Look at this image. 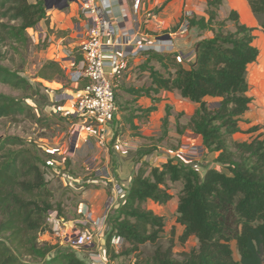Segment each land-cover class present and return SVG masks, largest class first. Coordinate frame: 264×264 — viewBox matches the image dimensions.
<instances>
[{
	"label": "trees",
	"instance_id": "1",
	"mask_svg": "<svg viewBox=\"0 0 264 264\" xmlns=\"http://www.w3.org/2000/svg\"><path fill=\"white\" fill-rule=\"evenodd\" d=\"M245 1L257 18L264 19V0ZM222 3L207 0V16L192 15L191 27L224 26L225 20H217ZM43 20L49 23L46 0H0V84L21 92L32 88L21 68L3 64L9 52L3 49H13L26 61L31 46L28 29L38 28ZM228 20L235 31H217L211 38L196 41L188 66L177 52L145 51L149 59L141 68L152 83L132 90L136 96L151 97L154 103L160 100L154 94L178 91L197 104L188 127L202 137L207 154H216L215 162L222 169L209 167L201 174L196 167L173 159L154 167L143 163L109 225L107 253L113 249L115 236L129 244L125 250L129 254L145 243H156L164 218L144 205L148 200L167 204L172 199L166 185L170 180L183 183L177 207V222L184 228L180 241L195 237L198 247L179 259L171 247L158 246L144 264H264V138L233 140L241 132L240 122L253 100L248 67L258 60L260 48L254 44V29L241 22L237 10H231ZM151 60L163 71L150 66ZM65 75L59 62L46 60L36 77L54 81ZM25 109L21 100L0 92V118L20 116ZM154 110V104L140 109V117H148ZM163 122L166 128L167 119ZM18 141L0 138V264H89L73 251L55 250V245L39 240L41 230H47L48 211L56 209L61 215L60 208L47 188L39 150L26 145L14 150ZM232 241L237 244L238 261L233 257Z\"/></svg>",
	"mask_w": 264,
	"mask_h": 264
},
{
	"label": "rangeland",
	"instance_id": "2",
	"mask_svg": "<svg viewBox=\"0 0 264 264\" xmlns=\"http://www.w3.org/2000/svg\"><path fill=\"white\" fill-rule=\"evenodd\" d=\"M165 1L166 0H144V8L141 10V17L144 19L149 18L147 12L150 11L154 14L155 10H158ZM30 2H36V0H30ZM156 2H158V4L155 5ZM56 3L57 2H54V4ZM246 3L245 0H223L218 11L219 16L217 20H225V25L220 27L216 23L213 24L211 28L202 30L192 28L185 37L179 38L175 36V46L171 52H177L179 54V60H181L185 66H188L190 64V55H188V53L191 51L196 41L203 38H211L214 32L217 31H221L223 34L228 31H235L234 23L228 20L232 9H236L238 13L240 12L241 18L248 22L246 25L254 29V44L260 48L264 40V27L262 26L264 19L257 18L253 13V16L252 14L250 15L249 13L252 11L248 3L247 5ZM74 5L73 2H70L68 9L73 10L75 7ZM192 8L194 10L192 15L198 17L207 16V0H196L195 6ZM184 9L175 22V30L178 24L183 20ZM63 11L65 14L69 13L67 9ZM62 17H64V15H62ZM241 22L244 23L243 20H241ZM73 23L75 25L76 21H73ZM173 30L174 28L172 27L168 32ZM38 31H40V29ZM45 33L46 37L45 34L40 36L39 32L37 35L35 30L33 32L31 28L28 29L31 46L26 56V61L22 59L19 54L15 53L13 49H3V51H9L5 56L6 60L3 61V64L13 68H21V74L31 82L32 88L27 92H21L0 84L1 93L18 98L22 101V104L26 106L25 113L20 116L0 118V138L14 137L19 139V144L12 147L14 150L23 148V145L35 147L39 150L44 163V165H41V168L45 174L47 188L53 192V202L60 208V213L64 221L61 225L64 230L71 232L74 230H81L85 227L83 223L78 222V220H81V217H83L84 223H86V218L81 213L82 209H88L92 212V207L89 203L91 201V195H88L90 190L103 189L104 186L105 188H110L112 182L107 180L106 182H102L100 179H97V177L95 178L94 174H90L89 171L85 170L86 167L83 163L88 155H92L96 143L94 138L84 142V134H82V136L79 137V144L76 146L72 144L71 140L75 135L74 131L80 124V118L73 114L78 99L79 88L71 82L67 73H65V77L57 78L54 81H47L36 77L42 63L46 60L44 50L57 41L61 34L53 30L50 32V35H47L49 33L46 30ZM71 33L69 29L65 32L64 36L70 35ZM148 33L151 37H156L161 32L151 31ZM199 37L201 38L199 39ZM72 39L74 38L69 36L68 40L64 41L65 45H69ZM149 41H151V39H149ZM152 51L158 52L156 50ZM142 53L147 55L145 52ZM147 59H149V55L142 58L144 61ZM152 64L156 69L163 71L156 62L154 63L153 61ZM128 65L130 64L128 63ZM133 67L135 68V65ZM131 73V81H134V84L138 85L139 88H141L142 84L143 88L147 86L149 83L147 74L137 69H134ZM247 77L250 85L249 95L253 100L249 110L243 115L242 121L240 122V124L242 123L243 129L233 138V140L237 142L251 141L259 136L264 138V54L261 55V50L258 60L249 65ZM114 87L116 94H118L119 88L116 84H114ZM177 93L179 94L178 91H175V105H166L164 108L166 113L165 118L167 119L166 128L163 122L164 119H162L159 128H154L149 119H144L140 121L141 125H139V127L141 130H138V132L129 129L125 124H120L114 129V134L113 132L109 134L108 141L113 144V139L115 141L116 138H120L122 144H129V142H132L129 146L130 148L126 147L129 149L128 151L131 152L132 155L140 157L147 156L145 162H148L151 167L161 166L168 160L173 159L175 163L178 162L187 164L193 168L196 167L201 174H204L206 169L210 166L214 167L217 165V168L222 169L219 164L214 162V154L209 156V154L206 153L203 159H193L192 161H186L179 156V150L182 144L200 143L201 141L200 137L194 134L188 127L190 119L188 112L191 111V108L186 104L188 101L182 99ZM117 96L116 116L117 122L120 121L121 123L123 122L122 111L128 108L135 109L138 107V104L127 102L125 95L122 94H119L120 97L118 101ZM208 101L213 102L214 99L208 98ZM173 103L174 102H172V104ZM153 104L155 105L154 102ZM178 106H180V108H177ZM113 126L115 128L116 124H113ZM256 126L258 128L256 131L251 132L249 130ZM133 134L141 138L139 143L132 141L131 137H133ZM166 185L169 193L172 195V199L167 204L160 205L148 200L144 205L164 218L163 230L156 243H145L140 246L137 252H132L130 254L126 253L125 250L129 248V244L124 241L120 249L116 250L113 248L110 253H107L106 242L109 233V225H111L112 219L116 216L119 206L109 215L107 222L104 223V229L97 235L98 237L93 247L73 246L71 244L62 243L61 238L55 235L51 227L47 230H41L39 233V240L55 245V250L73 251L89 264L94 262L93 259L99 260L100 254L105 257V262L107 264H144L145 259L149 258L158 246H161L163 249L171 247L175 258L180 259L184 254L198 247V240L195 237H190L185 243H181L180 236L184 228L177 222V207L179 201L178 196L182 190L183 183L182 181L175 182L167 180ZM111 192L109 190L108 193H106L105 199L101 201V204L97 202L102 208L100 216L104 210L103 203H105L106 198ZM69 220L73 222H68ZM46 221L47 224L48 214ZM67 222L68 224H66ZM231 248L233 250L234 259L238 261L240 259V254L235 241L231 242Z\"/></svg>",
	"mask_w": 264,
	"mask_h": 264
},
{
	"label": "built area",
	"instance_id": "3",
	"mask_svg": "<svg viewBox=\"0 0 264 264\" xmlns=\"http://www.w3.org/2000/svg\"><path fill=\"white\" fill-rule=\"evenodd\" d=\"M71 2L77 6L79 12L78 21L73 29L82 42L78 53L71 49L67 50L69 62L67 72L72 83L85 82L84 87L79 91L73 112L80 118V124L76 127L71 141L74 146L78 145L79 137L84 134L85 142L94 138L98 146L106 149L117 108L116 92L111 75L119 70V60L136 57L150 49L171 52L175 46V36L185 37L191 31L192 13L188 10L184 12L183 20L176 30L166 34L168 38H165V35L157 36L150 43L142 39L140 17L144 0H74ZM147 14L151 17L154 15L150 11ZM34 30L37 35L39 32V35L43 36V32L38 31L39 27ZM108 53L111 55L109 62L106 61ZM76 54H80L79 60ZM107 67L110 72L107 71ZM205 154L206 150L201 143L182 144L179 150V156L186 161L203 159ZM84 164L87 171L93 173L97 179L111 180L109 170L98 164L95 156L88 155ZM127 191L124 185L115 182L112 193L105 200L101 216L93 218L91 211L82 209L81 213L85 216L86 223L81 230L71 232L64 230L61 225L64 222L63 218L57 210L48 211V223L45 228L51 227L55 235L61 238L62 243L73 246H94L97 235L104 229V223L107 222L112 210L124 201ZM123 242L124 239L121 236H115L111 240L116 250L121 248Z\"/></svg>",
	"mask_w": 264,
	"mask_h": 264
},
{
	"label": "crops",
	"instance_id": "4",
	"mask_svg": "<svg viewBox=\"0 0 264 264\" xmlns=\"http://www.w3.org/2000/svg\"><path fill=\"white\" fill-rule=\"evenodd\" d=\"M195 3H196V0L195 1L194 0H186V1L185 0H172L159 13H156V14L154 13L155 16L154 15H152V17L148 16L149 18H147V19L140 17V23H141L142 31H143L142 39H144L148 42H152V39L154 37H151L148 33L151 31L161 32L157 35L159 37L162 36V34L163 35L165 33L167 34V32L170 30V28H172V27L175 28V22L179 18V16L181 15V13L184 9V4H185L184 11L188 10L189 12H191L193 14L194 10L192 7L195 6ZM69 4H70V2H69ZM156 4H158V2H156L155 5ZM246 5H247V3H246ZM74 6L75 7L73 8V10L68 9V7L65 8L69 11L68 14L64 13L63 10H65V9L53 8L51 10H48L49 23H47L45 20H43L38 26L39 29L43 32V35L45 34V37H46L45 30L49 33L47 35H50V32L52 30L56 31L58 33L59 32L61 33L58 37L59 39L57 41H55L56 43L54 42L53 44H51L50 47H48L47 49L44 50L45 51V58H46V60H53V61L59 62L60 65L62 66V68L64 69V72L67 74H68L67 68L69 67V62L67 60V57H68L67 50L71 49L75 53H78L79 46L82 42V40L77 36V34L74 32V29H73V27H74L73 21L77 22L78 17H79V12H78L77 6L76 5H74ZM239 14H240V12H239ZM249 14L251 15L252 12H250ZM62 15H64V17H62ZM252 16H253V14H252ZM241 17L242 16L240 15V19L243 20V22L245 24L248 23L247 20H244ZM69 29L72 33L70 35L64 36L65 32H67ZM32 31L34 32V29H32ZM69 36L73 37L74 39L71 40V43L69 45H65L64 41H67ZM200 38L201 37H199V39ZM149 39H151V41H149ZM188 55H190L191 59L189 58V61H191L193 59V56H194L193 48L191 49V51H189ZM76 56H77V60H79L81 58L80 54H76ZM146 56L147 55L140 53L136 57H129L126 59H120L119 60V63H120L119 70L116 73L111 75V79L113 81V84H116L117 87L119 88L118 94H116V96L118 95L117 96L118 101H119V97H120L119 94L120 95L122 94V95H125V99H127V102H129V103L134 102V103L138 104V107L135 109H131V108L129 109L128 108V109L122 111L123 122H121V123H120V121L117 122V116L115 114V119L111 124V131L113 132V134H114V129H116V127L119 126L120 124H125L126 126H128L129 129L134 130L135 132H138V130H141V128L139 127V125H141L140 121H142L144 119H149V121H151V123L153 124L154 128H159L161 123H162V119H164L166 116V113L164 111L165 106L166 105H170V106L175 105V91H164V90H162L159 94L153 95L154 97H159V99H160L158 102L155 103L156 110H154L148 117H140L142 114L140 109H144V108H148V107L152 106L153 101H152L151 97L136 96L132 92V90H135V89L137 90L140 88L138 85L133 83L134 81H131V79H132L131 71H133L134 69H137V70L143 72L144 74H147L148 75L147 79H149V83L147 84L146 87L150 86L152 81L149 78V73L147 71L142 70V68H141V65L148 61V59L145 61L142 60V58L143 57L145 58ZM110 58H111V55H110V53H108L106 55V61L109 62ZM153 61L154 60L150 61V63H149L150 66L153 65L152 64ZM128 63L130 65H133V66L135 65V68L133 66L128 65ZM154 63H155V61H154ZM156 64H158V63L156 62ZM107 71L110 72L109 67H107ZM75 85L79 88V91H80L84 87L85 82L82 81L81 83L75 84ZM142 86H143V84H142ZM142 86H141V88H143ZM177 95H179L182 99L188 101V102H186V104H187V106H189L191 108V111L188 112L189 113L188 115H189V117H191L192 114L195 112L196 108L198 107V105L191 102L188 99L183 98L178 93H177ZM172 102H174V103L172 104ZM177 108H180V106H178ZM113 124H116L115 128H114ZM240 126H241V129H243L242 123L240 124ZM239 133L240 132L236 133L235 135H237ZM235 135H233V138H235ZM199 137H200V141H201L200 143L202 144V137L201 136H199ZM131 139H132V141H135L136 143H139V141L141 140V138L136 134H133V137H131ZM131 144H132V142H129V144H122L120 142V138H116L115 141L113 139V144H112V142L108 143V148L102 149L100 146H98L97 142L95 143V148L92 151V155L97 158L98 164H101V166L106 167L109 170V173L111 174V180H107V181L112 182V183H111L110 188H107V187L105 188V186H104L103 189L90 190L88 195H91V199H90L91 201L89 203H90V206L92 207V217L100 216L102 208L97 204V202H99V204H101V201L105 199L106 193H108L109 190H110V192L113 191V185L115 182L121 183L127 189H130L132 181H133L134 177L136 176L140 166L143 163H148V162H145L146 161L145 159L147 156L140 157L137 155H132L131 152L128 151L129 149H127L126 147H129ZM212 155L213 154H211V156ZM214 157H216L215 154H214ZM210 167H212V166H210ZM214 167L217 168V165ZM85 170L87 171V169H85ZM90 174H93V173L90 172ZM94 177H96V176H94ZM100 180L102 182H106V180H102V179H100ZM95 203H96V205H95ZM68 222H73V221L69 220ZM68 222L66 224H68ZM78 222L85 224L83 217H81V220H78ZM46 228L49 229L50 227H46ZM93 260H94V262H92V264H107L105 262V257H103V256H100L99 260H96V259H93ZM108 262H110V261H108Z\"/></svg>",
	"mask_w": 264,
	"mask_h": 264
},
{
	"label": "water",
	"instance_id": "5",
	"mask_svg": "<svg viewBox=\"0 0 264 264\" xmlns=\"http://www.w3.org/2000/svg\"><path fill=\"white\" fill-rule=\"evenodd\" d=\"M74 1V0H46V8L48 10H51L53 8H58V9H65L69 6V2ZM54 2H57L54 4ZM165 38H168V35L164 36Z\"/></svg>",
	"mask_w": 264,
	"mask_h": 264
},
{
	"label": "bare ground",
	"instance_id": "6",
	"mask_svg": "<svg viewBox=\"0 0 264 264\" xmlns=\"http://www.w3.org/2000/svg\"><path fill=\"white\" fill-rule=\"evenodd\" d=\"M260 50H261V55H262L264 53V40L262 41V43L260 45Z\"/></svg>",
	"mask_w": 264,
	"mask_h": 264
},
{
	"label": "flooded vegetation",
	"instance_id": "7",
	"mask_svg": "<svg viewBox=\"0 0 264 264\" xmlns=\"http://www.w3.org/2000/svg\"><path fill=\"white\" fill-rule=\"evenodd\" d=\"M264 54V53H263Z\"/></svg>",
	"mask_w": 264,
	"mask_h": 264
}]
</instances>
